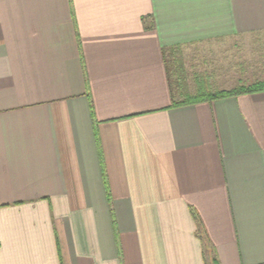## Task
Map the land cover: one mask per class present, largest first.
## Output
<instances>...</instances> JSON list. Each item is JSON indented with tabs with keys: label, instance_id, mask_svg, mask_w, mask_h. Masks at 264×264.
<instances>
[{
	"label": "crops",
	"instance_id": "1",
	"mask_svg": "<svg viewBox=\"0 0 264 264\" xmlns=\"http://www.w3.org/2000/svg\"><path fill=\"white\" fill-rule=\"evenodd\" d=\"M228 38L264 0H0V264H264V90L164 63Z\"/></svg>",
	"mask_w": 264,
	"mask_h": 264
},
{
	"label": "rangeland",
	"instance_id": "2",
	"mask_svg": "<svg viewBox=\"0 0 264 264\" xmlns=\"http://www.w3.org/2000/svg\"><path fill=\"white\" fill-rule=\"evenodd\" d=\"M174 98L182 100L202 85L211 92L250 86L264 76V51L243 38L208 40L166 51Z\"/></svg>",
	"mask_w": 264,
	"mask_h": 264
},
{
	"label": "trees",
	"instance_id": "3",
	"mask_svg": "<svg viewBox=\"0 0 264 264\" xmlns=\"http://www.w3.org/2000/svg\"><path fill=\"white\" fill-rule=\"evenodd\" d=\"M164 63L166 65V71L168 75V81L170 84V89H171V94H172V99L174 100V94L172 91V86L170 83V77H169V69H167V62H166V53L164 51ZM264 90V81L257 82L253 85L250 86H238L229 90H222V91H215L211 92L204 88L202 85L195 91L194 94H187L182 100H172V105H183V104H193L201 101H210L214 99H220V98H225L229 96H236L239 94H244V93H253V92H258V91H263ZM195 215V214H194ZM206 264H217L216 259L211 255L210 259Z\"/></svg>",
	"mask_w": 264,
	"mask_h": 264
}]
</instances>
